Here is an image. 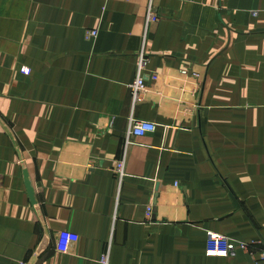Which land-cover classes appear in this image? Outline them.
Here are the masks:
<instances>
[{"label":"crops","instance_id":"obj_1","mask_svg":"<svg viewBox=\"0 0 264 264\" xmlns=\"http://www.w3.org/2000/svg\"><path fill=\"white\" fill-rule=\"evenodd\" d=\"M157 6L133 107L143 0H0V117L18 145L0 123V264L109 249L112 264H264L206 255L209 233L264 245V0ZM131 119L158 128L130 138L120 183Z\"/></svg>","mask_w":264,"mask_h":264},{"label":"built area","instance_id":"obj_2","mask_svg":"<svg viewBox=\"0 0 264 264\" xmlns=\"http://www.w3.org/2000/svg\"><path fill=\"white\" fill-rule=\"evenodd\" d=\"M146 4V22L144 31V43L142 50L137 55L136 62V79L131 85V97L133 107H136L139 103L145 101L150 94V89L148 86V68H149V56L147 53V42L150 25L154 22L159 21V9L157 6V0H143ZM253 16H257V13H253ZM99 36V31L92 30L88 31L87 39L95 40ZM187 74V73H186ZM196 78H200V75L195 74ZM158 125L148 121H135L130 120V126L127 132V139L125 143V155L123 158L118 160L114 167L113 173L115 177L120 181L127 177L126 173V153L127 148L130 145L131 137H144L148 134H152L157 130ZM155 204L152 202L146 211V219L151 222L154 216ZM79 236L64 231L59 234L56 249L58 252L67 254L69 253L72 245L78 243ZM239 252L248 253L253 259L257 261H264V245L262 241H256L252 243H245L236 241L229 237L209 233L207 245H206V255L210 258H228ZM97 264H112L111 262V251L110 249L104 253L98 260Z\"/></svg>","mask_w":264,"mask_h":264},{"label":"water","instance_id":"obj_3","mask_svg":"<svg viewBox=\"0 0 264 264\" xmlns=\"http://www.w3.org/2000/svg\"><path fill=\"white\" fill-rule=\"evenodd\" d=\"M0 123L6 128V130L8 131V133L10 134V136L12 137V139H14L13 133L11 131V129L9 128V126L3 121V119L0 117ZM14 143H15V139H14ZM15 145L18 147L17 143H15Z\"/></svg>","mask_w":264,"mask_h":264}]
</instances>
